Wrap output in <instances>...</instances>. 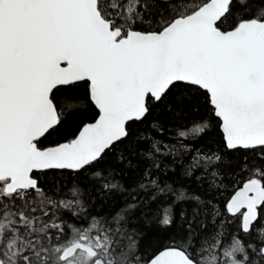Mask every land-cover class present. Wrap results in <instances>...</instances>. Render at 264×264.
<instances>
[{
    "label": "snow or ice",
    "instance_id": "snow-or-ice-1",
    "mask_svg": "<svg viewBox=\"0 0 264 264\" xmlns=\"http://www.w3.org/2000/svg\"><path fill=\"white\" fill-rule=\"evenodd\" d=\"M121 145L131 188L103 167ZM85 184L129 197L94 213ZM0 264H264V0H0Z\"/></svg>",
    "mask_w": 264,
    "mask_h": 264
},
{
    "label": "trees",
    "instance_id": "trees-1",
    "mask_svg": "<svg viewBox=\"0 0 264 264\" xmlns=\"http://www.w3.org/2000/svg\"><path fill=\"white\" fill-rule=\"evenodd\" d=\"M95 112V109H92L91 112H86L85 116L82 117L85 123L91 122L92 121V116L93 113ZM201 116H206V112L201 109L199 112H192V111H187L184 115H180L177 117L178 121L181 122H190L192 120H197ZM148 125H144L141 128V131L147 132L148 131ZM67 135V133H65ZM153 136H156L157 134L155 132L152 133ZM164 139L167 141L168 139V131L167 129L165 130L164 133ZM56 139H52L46 142V146H50L51 144L55 143ZM201 147L204 150L207 151H218L221 149L222 145L219 139V132L213 128V134L204 140L200 141ZM139 147L142 149L147 147V144H140ZM129 149L121 145L118 149V151L113 152L110 157L107 159V161L104 164V168H111L114 173L115 180L123 184L126 188H131L133 185H135L137 179H138V173L135 169V167H129L127 162L121 163L118 160V157L121 153H124L127 155V152ZM129 160L132 161V164L135 165L137 163V157L136 156H129ZM251 159V158H249ZM241 161H242V154H236L235 156L232 157V164L234 168H229L228 172L229 175L228 177L224 180V187L221 189L220 193L216 196V200L219 202V207L223 209L224 204L226 203L227 199L230 197V195L233 193L234 190L242 186L243 183V176H239V178L234 177L232 175V172L234 169H239L241 166ZM141 170L143 169V164L141 163L140 165ZM41 183L43 184L44 188L54 196V198L59 199L64 192L70 188L73 183H75L74 178L67 174H60L57 172L50 173L47 176V179L41 180ZM84 188V199L88 201L90 205L93 207L90 208L91 211L94 213H106L108 215H111L113 212H115L117 209L121 208L127 198L129 197V193L125 192L123 195L119 193H114L111 198L107 200V202L103 205H101V201L98 198L97 191L95 190L94 187H89L88 185H83ZM199 191V189H196ZM141 195H144L141 193ZM157 208L156 203L152 204H145L142 205L141 211L147 212L149 216L152 215V212ZM188 208V213L191 215V205H187ZM181 206H177L176 212L177 215L181 211ZM141 211H137L135 213V219L132 220L130 227L131 228H136L140 227L143 229V217L141 216ZM225 221L231 220V217H228L227 214L225 213L224 217ZM226 227H232L234 228V225H230L226 223ZM211 231V226L210 229ZM173 232H176V229H173Z\"/></svg>",
    "mask_w": 264,
    "mask_h": 264
},
{
    "label": "water",
    "instance_id": "water-1",
    "mask_svg": "<svg viewBox=\"0 0 264 264\" xmlns=\"http://www.w3.org/2000/svg\"><path fill=\"white\" fill-rule=\"evenodd\" d=\"M242 187V186H241Z\"/></svg>",
    "mask_w": 264,
    "mask_h": 264
}]
</instances>
